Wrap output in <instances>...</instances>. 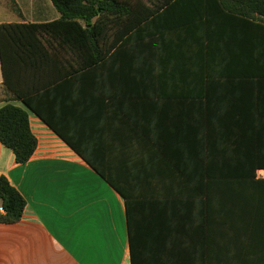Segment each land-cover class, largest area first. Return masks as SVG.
Returning <instances> with one entry per match:
<instances>
[{
  "label": "crops",
  "instance_id": "0c3cea01",
  "mask_svg": "<svg viewBox=\"0 0 264 264\" xmlns=\"http://www.w3.org/2000/svg\"><path fill=\"white\" fill-rule=\"evenodd\" d=\"M222 8L162 10L83 71L52 38L48 60L8 41L0 107L28 112L38 148L18 164L0 142L27 201L0 224V264H264V29ZM59 18L51 0H0V24Z\"/></svg>",
  "mask_w": 264,
  "mask_h": 264
},
{
  "label": "trees",
  "instance_id": "16d2710c",
  "mask_svg": "<svg viewBox=\"0 0 264 264\" xmlns=\"http://www.w3.org/2000/svg\"><path fill=\"white\" fill-rule=\"evenodd\" d=\"M60 18L56 21L36 24H0V53L6 61V45L12 40L19 48L30 52L39 49L44 60L53 51L52 38L57 49L70 53L76 66L75 71L93 68L104 62L111 51L132 36H141L144 25H155L158 13L168 8H180L188 0H51ZM204 2L212 0H203ZM226 8L223 11L243 19H256L264 29V0H219ZM236 5L241 6L237 8ZM206 6V5H205ZM205 8L208 9V6ZM168 12V11H165ZM207 17L212 11L205 10ZM46 36L49 38L47 39ZM36 45L28 43V39ZM44 40V41H43ZM47 40V41H46ZM29 47V49H28ZM264 49V48H263ZM12 89L8 82L0 87V102L11 99ZM32 107L30 101H25ZM36 109V108H35ZM36 111V110H35ZM41 119L63 136L50 121L36 111ZM82 158L110 183L103 169L96 166L81 151L63 138ZM0 142L11 149L18 164L28 163L38 148V139L31 129L28 112L14 104L0 107ZM27 201L10 183L0 176V224H16L24 216Z\"/></svg>",
  "mask_w": 264,
  "mask_h": 264
}]
</instances>
